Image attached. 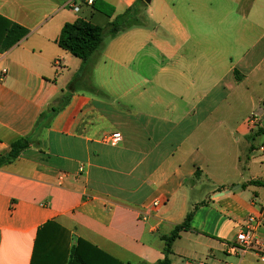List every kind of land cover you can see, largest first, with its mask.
I'll return each instance as SVG.
<instances>
[{
    "label": "crops",
    "instance_id": "1",
    "mask_svg": "<svg viewBox=\"0 0 264 264\" xmlns=\"http://www.w3.org/2000/svg\"><path fill=\"white\" fill-rule=\"evenodd\" d=\"M67 1L0 0V153L32 141L0 168V264H32L49 222L61 230L37 264H67L78 239L157 264L192 211L169 264H264V188L243 187L264 182L245 177L264 140L246 126L257 113L264 127V0L143 1L145 22L107 39L81 76L58 45L64 25L107 28L139 0H99L112 18ZM12 24L28 33L8 47ZM260 214L262 247L231 250Z\"/></svg>",
    "mask_w": 264,
    "mask_h": 264
},
{
    "label": "trees",
    "instance_id": "2",
    "mask_svg": "<svg viewBox=\"0 0 264 264\" xmlns=\"http://www.w3.org/2000/svg\"><path fill=\"white\" fill-rule=\"evenodd\" d=\"M142 5H144L143 0H139V3L136 6L129 8L125 13L117 16L107 28L94 25L90 21L82 19H79L74 23H67L64 25L60 38L58 39V45L60 48L68 51L74 57L82 61L83 64L80 70V76L90 71L89 62L95 53L103 49L106 34L109 38H114L131 28L141 25L140 15L142 14ZM93 7L95 10L101 12L109 18L114 16V7L105 4L102 1L96 0ZM27 33V30L24 28L16 24H12L7 35V46H13L25 37ZM64 100H67V97H65ZM31 143L32 141L29 138H19L12 142L7 151L0 153V168L12 164L16 159H18L23 151L30 147ZM249 185L264 188V182L259 180L248 182L247 184H244L243 187H247ZM193 216L194 211L187 215L182 224L174 228L170 236L163 237V240L165 241L164 254L166 258L157 264L170 263L168 256L172 252L173 243L180 237V234L183 231H187L190 228ZM59 230H61V228L56 223L49 222L38 231L32 264H37L39 259L50 260V256L45 253L46 246L58 237ZM67 264L122 263L98 250L95 246L89 244L88 242L78 239L76 244L72 246L69 251Z\"/></svg>",
    "mask_w": 264,
    "mask_h": 264
},
{
    "label": "built area",
    "instance_id": "3",
    "mask_svg": "<svg viewBox=\"0 0 264 264\" xmlns=\"http://www.w3.org/2000/svg\"><path fill=\"white\" fill-rule=\"evenodd\" d=\"M96 0H68L66 7H68L74 13L79 12L80 5L84 4L92 7ZM246 126L250 129L252 133L259 132L263 129L262 119L257 113L251 114L246 120ZM120 140V134H114L110 138V142L116 143ZM259 151L264 152V140L263 144L259 147ZM161 203L159 201H155L152 205L153 208H159ZM263 215L259 216H250L243 224V229L238 233L235 241V245L231 247L233 251H241L246 252L251 250L252 248L262 247L261 242L256 234L257 228L262 223ZM188 264H204L202 262L199 263H188ZM228 264V263H223Z\"/></svg>",
    "mask_w": 264,
    "mask_h": 264
},
{
    "label": "rangeland",
    "instance_id": "4",
    "mask_svg": "<svg viewBox=\"0 0 264 264\" xmlns=\"http://www.w3.org/2000/svg\"><path fill=\"white\" fill-rule=\"evenodd\" d=\"M140 23L143 24L145 22V15L142 12V14L140 15ZM109 39V36L106 34L105 35V41ZM263 144V139L258 137L256 139L255 142V146H256V153H255V163L254 165H252V170L253 172L250 174V176H247V174H245V177H252V176H259V175H264V152L259 151V147ZM262 177V176H260ZM202 192H205V189L202 190Z\"/></svg>",
    "mask_w": 264,
    "mask_h": 264
},
{
    "label": "water",
    "instance_id": "5",
    "mask_svg": "<svg viewBox=\"0 0 264 264\" xmlns=\"http://www.w3.org/2000/svg\"><path fill=\"white\" fill-rule=\"evenodd\" d=\"M143 1H144L146 4H150L152 0H143ZM219 195H222V193L219 194Z\"/></svg>",
    "mask_w": 264,
    "mask_h": 264
}]
</instances>
